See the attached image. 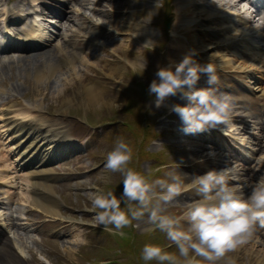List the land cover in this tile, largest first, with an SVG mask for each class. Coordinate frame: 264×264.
<instances>
[{
  "label": "rangeland",
  "instance_id": "374dc122",
  "mask_svg": "<svg viewBox=\"0 0 264 264\" xmlns=\"http://www.w3.org/2000/svg\"><path fill=\"white\" fill-rule=\"evenodd\" d=\"M40 1L42 8L40 16L46 23V29L40 33L41 38L33 44L34 46L27 48V51L21 48L18 49L20 51L6 49L5 53H0V60L5 55H26L38 52V50L54 48L55 50H52L57 55L58 61L55 65L43 66L42 71L40 68L37 70L29 67L23 69L21 65L13 62L12 65H15L10 64L12 69L10 67L8 71L0 72V113L6 106L19 109L22 106L30 107L36 104L41 107L40 115L51 119L57 118L58 122L65 126L69 135L76 137L79 141L87 138L89 146L86 145L84 148L79 146L78 150L72 154V156L74 154L78 156L73 159L66 157L57 160L56 158V162L51 166L55 168L53 172L56 171L55 174H57L52 179L53 189L61 195V201L66 205L60 208L63 217H59L60 220L58 217H53L56 220L51 218L52 221L50 217H44L45 213L40 211L39 213L30 206L28 208L25 194H13L16 202L22 203L21 209L25 212L24 216L28 214V220L22 221L21 225L24 229V225L32 228L31 232L19 228L21 234L17 236L12 232L15 238L12 241L10 239L8 244L0 241V246L10 248L12 252L8 249V254L17 262L24 261V264H96L105 259L110 260V264H144L140 259V252L145 243L168 245L169 242L163 233L146 231L150 227L146 219L139 223L134 222L136 231L140 233V235L136 234L135 240L139 242L134 245L135 250L132 246H123L122 240L115 242L105 232H97L104 229L103 225L98 226L101 229L95 228V231L90 227L96 225V210L92 208L89 193L97 189L109 191L115 185L123 184L119 173H111L105 168L106 155L112 150L118 138L124 139L131 145L134 157L135 147L138 148V143L143 140L145 150L143 157H139L137 171L139 170L149 179H166L167 172L176 170V163L180 164L179 172L188 174L182 177L185 178L186 184L191 182L193 175L204 174L210 169L228 168L234 170L235 176V179H230V184L246 196L259 178L264 176V129L256 124L258 121L264 122V104L261 102L263 98L261 97L260 100L249 97L250 90L244 84L245 80H249L248 73L239 71L241 68L237 67L243 61L242 58L234 61L235 67H231L221 62L220 55L214 57L210 50L194 54V59L198 63L211 62L214 64L216 75L219 78V84L215 87L219 92L229 94L233 98L235 110L231 127L221 126L203 133L185 135L180 130L179 116L170 108L171 105L177 103L184 105L187 103L186 100L175 96L170 98L165 106L156 109L154 97L148 95L149 98L145 99L144 86L149 87L152 80L156 79L155 73L158 66L168 67L182 60L177 57L178 55L171 53L172 49L169 47L174 34L173 25L177 19L176 0H172V10L166 17L161 0H65V3L62 2L65 4L63 6L59 3L54 4L58 0ZM0 3L9 10H13L12 13L14 16L17 15V19L22 16L23 11L19 12L21 8L18 7L20 0H0ZM28 6L29 4H26L22 8L24 12ZM53 7L57 9L54 10ZM53 10L58 12L64 10L69 17H62L59 22L48 16L45 17L48 11ZM243 15L253 16L249 11ZM13 19L16 17H11V22H14ZM29 20L30 17L22 21L21 26L23 27H17V30L20 32L29 28ZM18 21L15 20V25ZM127 21L132 22L133 30L122 33L121 27ZM167 22L169 25L164 29ZM253 25L264 29L263 22L258 17H253ZM11 26L13 27L12 24ZM53 30L54 32L51 33ZM145 30L149 31V35H144ZM92 32H98V38L106 46L88 48L90 44L87 42V37ZM199 34L202 36L201 32ZM59 48L64 50L61 51ZM86 49H90L89 59L85 60L87 64L80 62L74 55L75 52L86 51ZM64 59L74 60L73 71L61 65ZM247 65L243 64L245 67ZM96 81L100 83L101 88H99L102 92L97 103L93 104L85 98L83 90H85L84 85L95 84ZM201 81L206 83L207 76L202 75L197 88H202L199 86ZM260 82L264 86V78L260 79ZM250 85L255 89L259 86L256 83H250ZM207 86L206 83L205 87ZM132 98H136L137 101L143 100V109L149 111L148 115L143 111V124L139 126L144 127L145 131L140 139L132 137L133 134L128 127L133 126V123L126 118H132L126 113V103ZM148 116L154 125V132H152V127L148 126ZM109 117L114 119V124L91 127L88 122L85 123L86 120L99 123ZM247 121L250 123L249 129L245 124ZM255 125H257L256 128H254ZM235 126H240L236 128L240 130L245 126L248 131L238 132L234 129ZM251 131L252 133H249ZM206 137L216 139V148L214 145L211 147ZM223 144L233 151L234 160L230 158L228 148L226 149ZM8 145L7 140H0V158H3L0 159L2 172H6L13 163L14 155L10 158L11 152H9ZM210 149L217 153L214 159L207 156ZM234 149L239 153L238 158L234 154ZM148 153L154 154L148 155ZM201 158L204 159V163L200 162ZM133 160L135 161L136 158ZM10 190L13 192L12 189ZM2 191L3 187L0 186V193H4ZM3 199L1 203L9 207L1 208L0 217L1 214L12 212L11 209L16 211V207L11 208L7 196H3ZM195 199L194 192L183 193L177 200L166 206L167 214L183 213ZM28 209L32 210L30 214L27 212ZM9 228L6 230L10 231ZM159 233L163 236L162 243ZM119 245L122 246L120 251L117 250ZM245 246L231 254L236 259V264H260L259 259L264 261V229L260 230ZM15 247L18 250H15ZM170 248L172 252L176 251L174 246ZM243 248L249 249L250 252ZM6 256V254L3 255L0 263L4 260V264L8 263L7 260L12 261ZM21 258L22 260H19ZM150 264H155V262H150Z\"/></svg>",
  "mask_w": 264,
  "mask_h": 264
},
{
  "label": "clouds",
  "instance_id": "9594fccd",
  "mask_svg": "<svg viewBox=\"0 0 264 264\" xmlns=\"http://www.w3.org/2000/svg\"><path fill=\"white\" fill-rule=\"evenodd\" d=\"M33 24L40 33L46 29L41 16H36ZM202 75L207 76L208 86L197 88ZM155 76L148 95L154 97L156 109L175 96L187 101L170 108L179 116L183 134L232 126L235 103L215 87L219 78L213 63L200 64L190 52L179 63L158 66ZM207 156L214 159L216 153L210 149ZM133 158L132 147L118 138L106 155L105 168L121 175L122 193L117 197L110 190L97 189L89 193V199L96 210L95 224L103 225L105 231L126 238L124 229L146 219L150 225L146 231L165 235L167 246L143 245L140 259L144 264H236L231 254L264 229V176L245 196L230 184V179H235L232 169H210L193 175L186 184L182 177L188 174L178 171L180 164L166 173V179H149L130 166ZM187 191L194 192L196 199L183 213L167 214L166 206ZM173 246L176 251H169Z\"/></svg>",
  "mask_w": 264,
  "mask_h": 264
},
{
  "label": "bare ground",
  "instance_id": "6f19581e",
  "mask_svg": "<svg viewBox=\"0 0 264 264\" xmlns=\"http://www.w3.org/2000/svg\"><path fill=\"white\" fill-rule=\"evenodd\" d=\"M32 1H33V4L34 2H37V0H32ZM259 1L264 6V0H259ZM40 2L41 1L38 0V3ZM63 2H66V1L63 0ZM29 3L30 2H28V0H20L18 7H21L22 9L26 6V4H29ZM38 3H36L34 6L37 7ZM249 4L251 5L250 0H176V11L175 12L177 15V19L173 25L174 34H173V38L172 39L170 38L172 43L170 44L169 47H171L172 49L171 53H173L174 55H178L177 57L179 58H183L186 54L190 52H193L194 54H196L197 52H201V51L208 52L210 50L212 51V55H214V57L220 55L219 57L221 58V62L224 65L231 66V67L232 66L235 67L233 65L234 61L236 60L239 61V59L242 58L243 61H241L237 67L241 68V70L239 71L241 72L247 71L248 73L247 78L249 80L248 81L245 80L244 82L245 87H249V90L253 92L254 94L253 98L260 99L262 97L263 102H264V86L262 85V83H260V81L258 83L259 79H261L262 77L264 78V29H260L258 26H254L255 23L253 25V17L258 16L260 14L259 10L252 9L250 14L252 15L254 13L255 14L254 16L243 15V13L245 14V12L250 10L246 6ZM3 6L4 5L2 4L1 8H4L5 10H7ZM28 8L29 6L26 7L25 9H28ZM10 12H12L11 9H10ZM32 12L35 13V16H38L35 10H32ZM6 13H7L8 18L12 16L10 13L8 12ZM1 15H0V18H1ZM47 15L53 20L57 21L58 19L56 20L54 19V17L59 18L61 17L62 14H61V11L55 12L53 10V11H48ZM14 17H16L17 19V15ZM66 17H69V16L66 15ZM25 18L27 19V14L23 13L19 19L20 21H23ZM0 22L2 25H5L4 26V29H5L6 28L5 22H2L1 20ZM131 23L132 22L127 21V23H125L121 27L122 33L123 32L128 33L133 30V26ZM97 26L99 27V25ZM144 27H146V25ZM200 32L202 33V36H200L199 34ZM97 34L98 32H92V34H90L89 37H87L88 39L87 42L88 44H90V46L88 45V48L94 49V47L106 46V44L102 43V41L98 38ZM144 35L146 36L149 35V31L145 30ZM36 36H37V40H39V38H41L40 32L34 35V37ZM9 38L11 37L8 35H4L2 33L0 35V46L14 44L12 43L13 40ZM63 48H59V49L61 51L66 49V48L64 49ZM52 49L55 50L54 48H51V49H43L41 51L38 50V52H31L26 55L18 54L16 56L14 55L2 56L0 62L3 60L2 58H7V59L3 60L4 62L2 61L0 65V72L10 70V67L13 62L21 65L23 69H27L26 67H29V68H34L36 70L39 68L41 69L43 66H46L47 64L55 65L58 59H57V55L54 54L55 52ZM90 49L88 50L86 49V51L75 52L74 53L75 58H77L80 62L86 63L87 59H89ZM114 49L116 50L115 47ZM8 59H12V60L9 61ZM244 63L248 65L245 67L243 66ZM61 65L64 66L69 71H73V69L75 68L74 60L70 61V59H67V60L64 59ZM42 70L43 69H41V71ZM250 83H256V85L258 84L259 86L255 89L250 85ZM205 84L206 83L201 81V85L199 86L205 87ZM84 87H85V90H83V92H84L85 98L93 104L97 103L98 97L102 92V90L100 89L101 88L100 83L96 81L95 84H87L86 86L84 85ZM256 92L257 93L260 92V95L255 96ZM28 108L29 107L22 106V107H19L18 109V107L13 108L12 106H6V108H3L0 113L1 134L6 136L5 138H7L8 141L10 142V151L15 154L17 152L18 156L15 155L16 160L17 159L19 160L24 154H27L29 156V154L31 153L34 156L39 153L41 156L39 157V159L36 161L35 164L37 165V163L39 162L41 165H43L44 164L43 161L45 159L44 154L45 155L50 154V157L51 155L54 156L55 152H53L52 150H54L55 148L59 154L64 153L65 155V153H69L71 151L69 144L71 143L65 142L66 140H70V139L67 136V131L64 128V125H61L57 119H51L47 116L40 115V113L34 114L32 110ZM38 111H41V109ZM252 116H253V113H252ZM257 116L259 115L257 114ZM26 117H29V120L27 121H30V122H26V123L24 122L23 119ZM259 124L260 123L258 122V125ZM260 127L262 129L264 128L262 125H260ZM244 128H247V127L244 126L241 128V130H246ZM206 139H207L206 141H208V143H210L212 147L215 140H213L211 137H206ZM65 147H67L68 149H65ZM229 154H230L229 155L230 158L234 160L233 154L231 153ZM48 171L49 169L41 168L40 170H38V173H47ZM36 172H37L36 169H34L30 174L36 173ZM5 177L6 175L2 173V169L0 168V181L5 179L2 181V184H1V186L3 187L2 192L11 193L10 189H12L13 187L15 189L19 188V189L24 190V188H22L21 185L26 186L28 189L27 191L28 192L30 191L31 193V195H29V193L28 195H26V203L28 204V206L31 207V209H35V210L38 209V211L45 213V215L50 218H53L55 216H58V217L60 216L62 218L61 215H57L59 214L60 201L55 196V192L53 191L52 186H50L47 183H40V182L36 183L35 181H31V180L30 182L21 181L22 183L14 179L13 181L11 180L6 181L7 179H10V177H6V178ZM6 182L8 183V185H6L5 187L4 183ZM38 192L40 195L37 197ZM23 193L24 192H22V194ZM7 198L9 200L8 196ZM18 200H20V198ZM11 208H14L12 203H11ZM11 210L15 211L14 209H11ZM9 224L10 226H12V223H9ZM13 231H14L13 229H10V233ZM9 240L10 239L7 236L6 238H4V236L0 237V241L3 244H5L6 242L8 244ZM244 246L245 245H243L242 247ZM8 249L10 250L8 246H4V247L0 246V260H2L3 255L6 254L7 255L6 258L9 260H12V261L7 260L8 262L7 264H24L25 263L24 261L17 262L14 257L8 254ZM243 249H245V251L250 252V250L247 248H243ZM10 252L12 251L10 250ZM19 260H22V258ZM4 261H2V263L0 264H4ZM258 262L260 264H264V261L260 259Z\"/></svg>",
  "mask_w": 264,
  "mask_h": 264
},
{
  "label": "trees",
  "instance_id": "16d2710c",
  "mask_svg": "<svg viewBox=\"0 0 264 264\" xmlns=\"http://www.w3.org/2000/svg\"><path fill=\"white\" fill-rule=\"evenodd\" d=\"M147 95H148V93H147ZM141 109H142V107H141ZM140 118H141V115H139L138 117H137V119H135V123L137 124H139L140 122H141V120H140ZM114 189H118V190H122V188H123V186H114L113 187ZM118 192H121V191H118ZM122 244H123V246H126L127 244H129V240H125V241H122Z\"/></svg>",
  "mask_w": 264,
  "mask_h": 264
}]
</instances>
